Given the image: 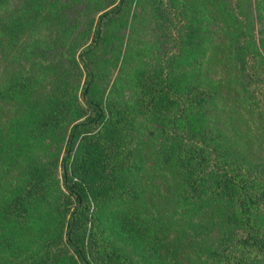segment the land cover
<instances>
[{
	"label": "trees",
	"instance_id": "1",
	"mask_svg": "<svg viewBox=\"0 0 264 264\" xmlns=\"http://www.w3.org/2000/svg\"><path fill=\"white\" fill-rule=\"evenodd\" d=\"M212 5L239 101L264 120V0H0V264H164L209 224L213 264H264V161L202 130ZM243 7L238 30L225 16ZM158 187L178 205L153 223Z\"/></svg>",
	"mask_w": 264,
	"mask_h": 264
},
{
	"label": "rangeland",
	"instance_id": "2",
	"mask_svg": "<svg viewBox=\"0 0 264 264\" xmlns=\"http://www.w3.org/2000/svg\"><path fill=\"white\" fill-rule=\"evenodd\" d=\"M212 9L215 10L213 14L218 22L215 23L214 21L212 24V43L207 51V53L210 54L208 58L204 60L201 71L202 80L210 82V84L214 86L215 99L209 105V116L204 120L202 130L203 132L208 130L218 131L223 138V145L232 148L241 147L242 153L245 152L244 158L252 160L259 155L264 161V139L262 138L264 120L246 111L239 101V93L241 91L240 84H238L236 76L227 73L222 57L223 41L227 38V26L225 23L223 24V20L218 17L219 9L214 5H212ZM248 10H250L249 7H243L238 9L237 15L230 11L225 17L236 20L234 23L235 29L243 30L246 29V25L249 26L251 22L250 16L245 14ZM82 83L83 76H81L79 80L78 90ZM9 114H11V112H9ZM151 127L157 128V126L152 125ZM142 140L147 141L149 138L143 137ZM241 141L251 144L252 147L249 148L248 145H243ZM53 144L54 143L50 145L51 147H49L48 151L43 153L47 154L49 151H57L60 153L59 157H61L64 143L61 144V147L58 146L57 148H55ZM153 144L155 146L156 142L153 141ZM148 189L149 187L146 188L145 194ZM145 198L147 199L148 206H145L144 209L142 208L143 214L146 215L144 219L146 221H152L153 223H155V221H160L163 217V213H173L178 205L175 199L170 201L167 200L171 199V196L166 194L162 187H158V191L155 190L152 195L148 193ZM207 218L214 222L213 216H211V218L207 216ZM200 219H198V221ZM192 220H194V218ZM196 222V220L193 221V228L197 226ZM153 226L154 224L151 225L148 230L141 233V236L138 237L139 241L135 237H132L131 243L133 246L131 249L138 247L139 244L144 246L151 243L152 240L150 238L154 236L153 228L157 227L156 229H158L157 225ZM34 229L35 231L38 229L37 223ZM218 229L219 228L214 226V224H209L204 230V234H200L193 238L192 242L181 239L176 245L178 248L176 260L166 259V263L164 264H213V261L208 258L205 253L207 249L215 246L218 237ZM171 230L173 233L169 235V238L175 241L176 234L180 235L182 233V228L177 229L175 224H173L171 227H168V231H166L167 235ZM148 239L150 240L148 241ZM35 243H38V241ZM141 246L136 252L137 256L143 253V248ZM155 255L163 257V259L166 258L165 250L162 246H159V244L155 246ZM137 261L140 263L141 260Z\"/></svg>",
	"mask_w": 264,
	"mask_h": 264
}]
</instances>
